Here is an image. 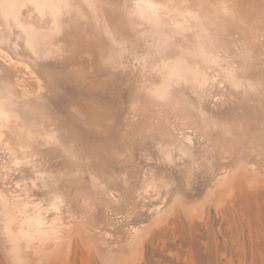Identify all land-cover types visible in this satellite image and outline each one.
I'll return each mask as SVG.
<instances>
[{"label": "bare ground", "instance_id": "obj_1", "mask_svg": "<svg viewBox=\"0 0 264 264\" xmlns=\"http://www.w3.org/2000/svg\"><path fill=\"white\" fill-rule=\"evenodd\" d=\"M8 3L72 7L0 9L7 264H74L79 247L100 264H143L171 220H205L264 184V0ZM230 71L256 91H237ZM94 179L106 181L99 191Z\"/></svg>", "mask_w": 264, "mask_h": 264}, {"label": "rangeland", "instance_id": "obj_2", "mask_svg": "<svg viewBox=\"0 0 264 264\" xmlns=\"http://www.w3.org/2000/svg\"><path fill=\"white\" fill-rule=\"evenodd\" d=\"M73 34L79 33L66 31ZM0 264H7L1 251ZM74 264L100 263L79 247ZM143 264H264V184L242 187L223 210L212 208L205 220L183 215L171 220L148 241Z\"/></svg>", "mask_w": 264, "mask_h": 264}, {"label": "snow or ice", "instance_id": "obj_3", "mask_svg": "<svg viewBox=\"0 0 264 264\" xmlns=\"http://www.w3.org/2000/svg\"><path fill=\"white\" fill-rule=\"evenodd\" d=\"M72 7L71 5L68 4H39V3H8V4H0V9H3L4 14L6 16H8V12L9 10H23V9H28L29 11H31L32 9H37V10H55L57 8L59 9H65V8H70ZM88 7L90 8H94L96 7V5L94 4H89ZM137 8L142 7V5L137 4L136 5ZM149 7H155L153 5H149ZM10 18V17H9ZM108 40L110 41V43L112 44V46L114 48H123L124 45L123 43H118L119 37L116 35H109L108 36ZM37 52H39V50H37ZM62 53H55V55H61ZM206 59L209 62H217V58L212 56V57H206ZM225 75L228 77L229 82L232 84V86L234 88L237 89V91H246V92H254L256 91V86L254 84H245L237 75L236 72L230 71L225 73ZM53 79H55V74H53ZM259 89L262 93H264V80L261 81V84L259 85ZM160 100H164L165 97L164 96H160L159 97ZM193 103H195V101H193ZM8 111V105L4 100H0V118H2L3 114ZM127 154L125 153V158H126ZM144 159H148L149 155L147 153L144 154ZM161 159L162 162L165 163H172L175 160V154L167 149L161 148ZM195 168L196 165H193V169L192 171H188L185 170L184 174H183V179H182V185L183 183H188L191 184L196 176H195ZM124 182L131 184L132 183V176L131 174L129 176H126L124 178ZM102 183H106V181L101 180H96L94 179V184L97 187V190H100L101 184ZM19 187V186H17ZM106 191V190H105ZM181 192V189H176L175 193L173 194H179ZM61 197L59 196V194L57 193L52 201L53 203V207L54 210L59 212L60 211V203H61ZM128 198L125 197V200H127ZM135 207H138V205H135L133 208H130L129 211H134Z\"/></svg>", "mask_w": 264, "mask_h": 264}]
</instances>
